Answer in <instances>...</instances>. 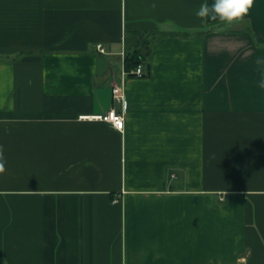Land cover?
I'll list each match as a JSON object with an SVG mask.
<instances>
[{
  "label": "crops",
  "instance_id": "obj_1",
  "mask_svg": "<svg viewBox=\"0 0 264 264\" xmlns=\"http://www.w3.org/2000/svg\"><path fill=\"white\" fill-rule=\"evenodd\" d=\"M205 2L0 0V264H264V0Z\"/></svg>",
  "mask_w": 264,
  "mask_h": 264
},
{
  "label": "clouds",
  "instance_id": "obj_2",
  "mask_svg": "<svg viewBox=\"0 0 264 264\" xmlns=\"http://www.w3.org/2000/svg\"><path fill=\"white\" fill-rule=\"evenodd\" d=\"M254 3L255 0H213L211 5L206 2L202 3L196 15L202 20L211 19L230 27L242 22L248 16ZM259 86L264 88V79L260 81ZM5 163L3 146L0 145V175L6 171Z\"/></svg>",
  "mask_w": 264,
  "mask_h": 264
},
{
  "label": "built area",
  "instance_id": "obj_3",
  "mask_svg": "<svg viewBox=\"0 0 264 264\" xmlns=\"http://www.w3.org/2000/svg\"><path fill=\"white\" fill-rule=\"evenodd\" d=\"M98 51L102 54H106V51L102 45H99ZM145 76L143 67L139 66L135 70L128 72L125 68L124 60H123V67H122V77H121V83L122 86H117L114 88V103H122L124 112L123 114H119L115 109H111L109 112H107L104 115L100 116H83L80 119L81 120H96L108 123L112 125L116 130L123 131L125 127V117L124 114L128 109V103L126 102L125 97V91H124V83L126 81V78L128 77H135V78H143Z\"/></svg>",
  "mask_w": 264,
  "mask_h": 264
},
{
  "label": "trees",
  "instance_id": "obj_4",
  "mask_svg": "<svg viewBox=\"0 0 264 264\" xmlns=\"http://www.w3.org/2000/svg\"><path fill=\"white\" fill-rule=\"evenodd\" d=\"M188 36V35H185ZM142 46L147 47L148 42L142 41ZM127 50L125 57H124V64L125 68L128 72H131L138 68L139 66H142L148 57L149 54H144L142 51L139 50Z\"/></svg>",
  "mask_w": 264,
  "mask_h": 264
},
{
  "label": "rangeland",
  "instance_id": "obj_5",
  "mask_svg": "<svg viewBox=\"0 0 264 264\" xmlns=\"http://www.w3.org/2000/svg\"><path fill=\"white\" fill-rule=\"evenodd\" d=\"M127 49H128V51L130 50V42H128V48ZM109 59H113V58H109ZM117 62H118V64H117L118 68L121 69V62L118 60H117Z\"/></svg>",
  "mask_w": 264,
  "mask_h": 264
}]
</instances>
